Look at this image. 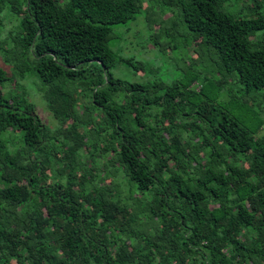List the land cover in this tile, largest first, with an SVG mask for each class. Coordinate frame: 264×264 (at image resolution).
I'll return each mask as SVG.
<instances>
[{
	"label": "trees",
	"instance_id": "16d2710c",
	"mask_svg": "<svg viewBox=\"0 0 264 264\" xmlns=\"http://www.w3.org/2000/svg\"><path fill=\"white\" fill-rule=\"evenodd\" d=\"M225 1H176L220 78L196 85L189 67L153 98L156 86L114 77L107 47L138 0H0L56 121L0 90V264H264V136L235 114L264 108V0H246L257 17L241 19Z\"/></svg>",
	"mask_w": 264,
	"mask_h": 264
},
{
	"label": "rangeland",
	"instance_id": "374dc122",
	"mask_svg": "<svg viewBox=\"0 0 264 264\" xmlns=\"http://www.w3.org/2000/svg\"><path fill=\"white\" fill-rule=\"evenodd\" d=\"M176 1L138 0L136 18L115 26L107 41V47L116 60L112 71L114 77L125 83H146L156 86L148 92L153 98L165 94V91L174 83L180 87L183 86L189 75L186 74L189 67H191L190 72L195 74L191 75L196 77V85L201 84L203 77H207L210 82L214 83L220 78L217 56L207 50L205 53L204 51L199 52L197 40L186 28ZM261 6H264V3H261ZM223 9L236 19L257 17L254 9L247 6L246 0H226ZM7 10L9 8L5 6L0 15V67L7 77V81L0 86L2 96L11 104L15 103L16 106H21L22 100L33 104L40 121L50 129H54L56 121L46 107L45 88L39 75L33 71V59L20 49L19 51L15 49V43H11L14 42L15 31L20 25V20L17 21L9 15ZM260 15H264V9L259 12L258 16ZM160 24L162 25L159 26ZM151 34L157 37L159 35L157 46H150L149 36ZM168 44L170 45L167 46ZM122 58H129L138 63L141 70L131 69L120 61ZM181 79L183 82L180 81ZM239 89H241V85L235 79L231 91L239 93ZM259 94H257V98L261 96ZM262 98L264 100V94H262ZM176 105L181 116L192 114V110L188 106L180 103ZM161 110L162 108L159 106L151 107L154 116ZM235 114L244 119L247 127L251 129L258 119L260 128L255 133V137L264 136L263 107L257 111L253 102H247L235 109ZM188 118H193V116ZM182 121L181 117L177 119L180 124ZM59 181L65 183L66 180L61 178ZM110 181L111 179H108L107 183ZM48 183H52V180ZM14 190L15 187L10 191Z\"/></svg>",
	"mask_w": 264,
	"mask_h": 264
}]
</instances>
